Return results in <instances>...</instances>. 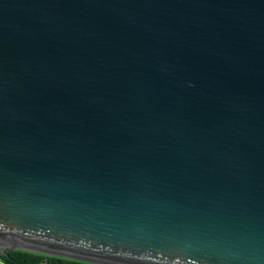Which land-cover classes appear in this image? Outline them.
<instances>
[{"label": "water", "instance_id": "obj_1", "mask_svg": "<svg viewBox=\"0 0 264 264\" xmlns=\"http://www.w3.org/2000/svg\"><path fill=\"white\" fill-rule=\"evenodd\" d=\"M264 264V0H0V253Z\"/></svg>", "mask_w": 264, "mask_h": 264}, {"label": "trees", "instance_id": "obj_2", "mask_svg": "<svg viewBox=\"0 0 264 264\" xmlns=\"http://www.w3.org/2000/svg\"><path fill=\"white\" fill-rule=\"evenodd\" d=\"M0 264H88L67 260L63 258H56L34 254L21 250L9 251L6 255L0 253Z\"/></svg>", "mask_w": 264, "mask_h": 264}]
</instances>
